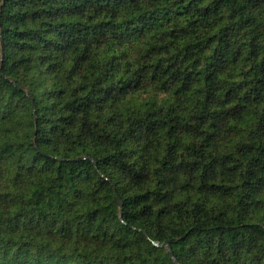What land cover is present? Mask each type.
Returning a JSON list of instances; mask_svg holds the SVG:
<instances>
[{
  "label": "trees",
  "instance_id": "1",
  "mask_svg": "<svg viewBox=\"0 0 264 264\" xmlns=\"http://www.w3.org/2000/svg\"><path fill=\"white\" fill-rule=\"evenodd\" d=\"M0 31V264H264V0H4Z\"/></svg>",
  "mask_w": 264,
  "mask_h": 264
},
{
  "label": "water",
  "instance_id": "2",
  "mask_svg": "<svg viewBox=\"0 0 264 264\" xmlns=\"http://www.w3.org/2000/svg\"><path fill=\"white\" fill-rule=\"evenodd\" d=\"M3 4H4V0H3L2 3L0 4V12H1V8H2ZM0 38H1V31H0ZM0 70H1V65H0ZM28 95H29V97H31V95H30L29 93H28ZM116 199H117L118 204L121 206V205H122V202H121L120 198L117 196ZM153 244H154L155 246H158V247H164V248H166L168 254L170 255V257L174 260V262H175L176 264H178L177 260H176V259L173 257V255H172V251H171V248H170V246H169L168 243L153 242Z\"/></svg>",
  "mask_w": 264,
  "mask_h": 264
}]
</instances>
